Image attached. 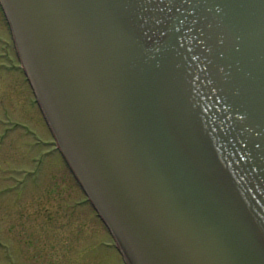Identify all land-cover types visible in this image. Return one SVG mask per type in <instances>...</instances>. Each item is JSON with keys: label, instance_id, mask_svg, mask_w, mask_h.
<instances>
[{"label": "water", "instance_id": "water-1", "mask_svg": "<svg viewBox=\"0 0 264 264\" xmlns=\"http://www.w3.org/2000/svg\"><path fill=\"white\" fill-rule=\"evenodd\" d=\"M0 3L128 264H264V0Z\"/></svg>", "mask_w": 264, "mask_h": 264}, {"label": "rangeland", "instance_id": "rangeland-1", "mask_svg": "<svg viewBox=\"0 0 264 264\" xmlns=\"http://www.w3.org/2000/svg\"><path fill=\"white\" fill-rule=\"evenodd\" d=\"M0 37L8 38L0 13ZM10 57L18 62L12 48ZM0 59V264H122L105 229L60 160L20 71ZM7 111V115L4 112ZM9 120V121H8ZM45 144L46 156L32 179L30 159L39 151L30 133Z\"/></svg>", "mask_w": 264, "mask_h": 264}]
</instances>
